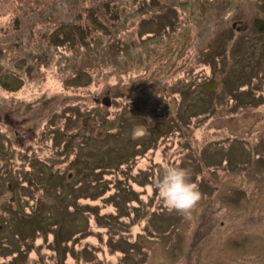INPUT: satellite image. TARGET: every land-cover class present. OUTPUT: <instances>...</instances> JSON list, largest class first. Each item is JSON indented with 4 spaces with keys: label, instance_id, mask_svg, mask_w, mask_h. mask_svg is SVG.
Returning a JSON list of instances; mask_svg holds the SVG:
<instances>
[{
    "label": "rangeland",
    "instance_id": "1",
    "mask_svg": "<svg viewBox=\"0 0 264 264\" xmlns=\"http://www.w3.org/2000/svg\"><path fill=\"white\" fill-rule=\"evenodd\" d=\"M101 1L0 0V264H264V0Z\"/></svg>",
    "mask_w": 264,
    "mask_h": 264
},
{
    "label": "clouds",
    "instance_id": "2",
    "mask_svg": "<svg viewBox=\"0 0 264 264\" xmlns=\"http://www.w3.org/2000/svg\"><path fill=\"white\" fill-rule=\"evenodd\" d=\"M193 174L189 167L165 163L154 180V188L167 209L185 219L191 218L203 199L198 184L192 179Z\"/></svg>",
    "mask_w": 264,
    "mask_h": 264
},
{
    "label": "water",
    "instance_id": "3",
    "mask_svg": "<svg viewBox=\"0 0 264 264\" xmlns=\"http://www.w3.org/2000/svg\"><path fill=\"white\" fill-rule=\"evenodd\" d=\"M253 25L256 27L258 32L264 31V19L261 18H254L252 21ZM218 82L214 79H210L209 81H207V83L204 84V86L206 87V89H210L213 90L217 87ZM103 104H105L106 106L110 104V98L106 97L105 99H103L102 101ZM135 110L132 109V113H134ZM27 180H31L30 177H27Z\"/></svg>",
    "mask_w": 264,
    "mask_h": 264
},
{
    "label": "trees",
    "instance_id": "4",
    "mask_svg": "<svg viewBox=\"0 0 264 264\" xmlns=\"http://www.w3.org/2000/svg\"><path fill=\"white\" fill-rule=\"evenodd\" d=\"M54 1V0H53ZM50 4V3H49ZM115 4H117L116 3V0H102L101 1V3H98V6H97V8H99V9H102V8H109V10H104V11H106V12H110L111 14H112V9H114L115 7H114V5ZM166 10H168V8L166 9ZM33 14V13H32ZM54 19V18H53ZM107 27H109V25L107 24ZM163 27V26H162ZM108 32H107V34H105V36H110L111 35V32L113 31V30H110V28H109V30H107ZM225 45H220V47L221 48H219V54L221 55L222 53H223V51H224V47ZM249 92V91H248ZM110 103H111V100H110ZM177 121V120H176ZM69 181V180H68ZM22 214V213H21ZM21 214H19V216L18 217H16L15 219L17 220V219H19V218H21ZM32 216V215H31ZM37 216V215H36ZM36 218H39V217H36Z\"/></svg>",
    "mask_w": 264,
    "mask_h": 264
},
{
    "label": "flooded vegetation",
    "instance_id": "5",
    "mask_svg": "<svg viewBox=\"0 0 264 264\" xmlns=\"http://www.w3.org/2000/svg\"><path fill=\"white\" fill-rule=\"evenodd\" d=\"M138 108V107H137ZM137 113V109H134ZM133 114V113H132ZM150 133V132H149ZM0 187H1V182H0ZM10 187V184L8 185V188Z\"/></svg>",
    "mask_w": 264,
    "mask_h": 264
}]
</instances>
